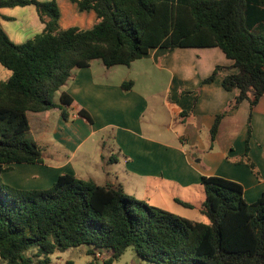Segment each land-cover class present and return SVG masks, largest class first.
I'll return each mask as SVG.
<instances>
[{"label": "trees", "instance_id": "1", "mask_svg": "<svg viewBox=\"0 0 264 264\" xmlns=\"http://www.w3.org/2000/svg\"><path fill=\"white\" fill-rule=\"evenodd\" d=\"M69 1L81 12L96 14L93 28L62 29L55 0H0V10L35 6L45 25L16 44L0 24V66L10 72L7 80L0 79V261L53 264L54 254L88 246L89 255L109 256L103 264H114L129 248L156 264H264V195L250 204L243 186L223 177L202 178L206 198L200 212L207 222L152 206L120 184L98 185L73 174L60 175L46 190L2 182L12 165L44 163L29 112L59 109L68 119L73 99L63 89L78 70L97 61L107 69L130 67L158 48H219L233 61L217 66L203 83L236 70L224 75L222 86L239 90L229 111L250 101L243 159L259 175L248 152L252 111L264 95V0ZM133 86V81L121 85L125 91ZM79 115L92 121L83 109ZM224 116H217L212 143Z\"/></svg>", "mask_w": 264, "mask_h": 264}, {"label": "crops", "instance_id": "2", "mask_svg": "<svg viewBox=\"0 0 264 264\" xmlns=\"http://www.w3.org/2000/svg\"><path fill=\"white\" fill-rule=\"evenodd\" d=\"M55 1L60 9L62 29L76 25L91 29L96 24L93 11L81 12L69 0ZM5 9L0 10V24L14 43L23 44L44 30L45 25L35 6L15 7L14 12L21 18L3 12ZM61 9L66 11L65 21L62 20ZM143 59L152 60L160 70L171 74L168 96L175 107L174 113L167 102L165 107L172 116L175 114L179 118L182 126L180 132L175 133L178 139L175 144L166 142L159 134L164 129L172 131V124L155 125L157 131L145 132L143 118L151 108L149 89L152 85H143L141 89L135 79L128 80L133 81L134 86L132 90L125 91L121 87L125 81L111 79L117 66L107 69L102 64L103 69L94 62L91 67L78 70L63 89L73 99L71 108H68L71 111L68 119L59 109L29 112L32 137L43 152L44 163L12 165L2 175L4 184L22 190H46L60 175L73 174L98 185L120 184L127 193L125 185L115 176L104 183L90 177L92 149L102 168L120 166L133 185L152 190L163 202L165 197L173 204L187 208L176 199L193 205L189 199L194 198L202 207L204 196L206 198L202 178L218 176L240 183L246 201L256 203L264 195V95L251 116L252 137L248 157L256 166L257 175L245 164H240L246 153L251 114L249 102L245 100L237 109L229 111L239 90L227 91L222 86L224 75L236 70L222 72L213 83H203L217 66L228 67L233 65V61L228 60L219 48L173 51L158 48L151 50ZM132 65L128 68L131 69ZM61 92H58L59 98ZM82 109L92 121L79 115ZM220 114L225 116L212 144L211 130ZM204 134L208 135L207 140L203 139ZM45 138H48L47 142ZM107 140L112 147L109 156L105 153ZM85 172L87 176H84ZM165 189L168 191L163 194ZM194 189H200L202 193L198 196L193 193ZM169 208L172 212L175 209L171 202L165 209ZM176 210L184 213L178 208Z\"/></svg>", "mask_w": 264, "mask_h": 264}, {"label": "rangeland", "instance_id": "3", "mask_svg": "<svg viewBox=\"0 0 264 264\" xmlns=\"http://www.w3.org/2000/svg\"><path fill=\"white\" fill-rule=\"evenodd\" d=\"M3 12L15 14V16H19V18H21L20 14L18 15V13L14 12V8H7L3 10ZM21 15L26 17V14L24 13H22ZM61 16H62V20L65 21L66 11L63 9H61ZM76 26L78 28L87 30V28H84L82 25H76ZM95 65H98L100 67H103V69H105L100 61L99 62L97 61ZM114 69H115L114 70L115 72L113 76L111 77L112 81L122 82V81H128V80L135 79L136 82L138 83L137 86L141 89L143 88V85L145 86L147 84L152 85L149 89V93L151 94V108L148 111V113L145 115V117L143 118V126L145 129V132L154 131V130L157 131V128L155 127V125L172 124L171 125L172 131H166L164 129V131H161L159 134L162 135L161 137L162 139L167 140L166 142L175 144V142L178 141L175 133L180 132V130L182 129V126L179 123V118L175 114L172 116L165 107V103L167 102L169 108L174 113L175 107L170 101V98L168 96L169 85L171 82V74L167 70H164V71L160 70L157 66L153 64L152 60H145V59L143 60L140 59L139 61H136L132 65L131 69L126 66H117ZM9 76H10V72L0 66V79L7 80ZM58 100H59V93L55 95V101H58ZM248 102H249L250 109H251L250 101ZM255 107L253 108V110L255 109ZM150 133L154 134V132H150ZM203 139L207 140L208 135L204 134ZM44 141L47 142L48 138H45ZM110 144L111 143L108 141V145L105 148V153L108 156L111 155L112 147ZM41 145L44 146L42 143ZM90 153H91L90 162L92 163V165L89 166V168L91 169L89 174H90V177L92 176L91 178H94L97 182L104 183L107 180H113L115 176L121 184L125 185V188L128 194L130 195L137 194V196L133 195L135 196V198L145 201L152 206L160 207L167 211L171 210L170 208L165 209L166 206H168V204H170L171 202V204L175 207V209H173V212L172 211H169V212L176 214V215L184 216V218L207 222V219L200 214L201 207L199 205L198 199H194V198L189 199L193 205L192 207H187V208H184L177 204H173L172 203L173 201L165 197L163 199L164 200L163 202L162 199L159 197V195H155L152 190L150 191L148 188L143 187V186L133 185V183L130 182L131 180L124 174L120 166L110 165L108 167L106 166L105 168H102L100 161L96 157L97 156L96 153L92 152V149L90 150ZM116 154L117 152H115V155ZM96 162L98 163V165H95ZM240 164H245L247 167H249L246 164V161L244 159L242 160ZM249 169L253 171L250 167ZM86 174L88 173L85 172L84 176H87ZM90 177H87V178H90ZM85 180H89V179H85ZM166 191L168 190L165 189L162 191V193L166 194L167 193ZM201 191L202 190L200 189L199 190L194 189L193 193L199 196L202 193ZM204 200H205V196H204ZM176 208L183 210L184 213H179L176 210ZM88 249H89L88 246H82L79 248L70 249L68 251L56 253L52 256V263L53 264H66L68 261H71L74 264H103L105 261L109 259L108 255H103L100 258H97V256L94 257L93 255H89ZM0 264H3V263L0 261ZM114 264H156V263H151V262L141 260L137 256L135 250L133 248H129L122 257H120L117 261L114 262Z\"/></svg>", "mask_w": 264, "mask_h": 264}, {"label": "built area", "instance_id": "4", "mask_svg": "<svg viewBox=\"0 0 264 264\" xmlns=\"http://www.w3.org/2000/svg\"><path fill=\"white\" fill-rule=\"evenodd\" d=\"M96 256H97V258H100V257H102V254L101 253H97Z\"/></svg>", "mask_w": 264, "mask_h": 264}]
</instances>
